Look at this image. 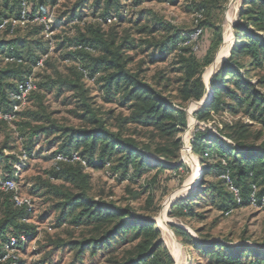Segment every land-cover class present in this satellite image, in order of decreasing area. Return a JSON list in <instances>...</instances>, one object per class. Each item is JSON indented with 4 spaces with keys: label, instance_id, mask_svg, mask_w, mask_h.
<instances>
[{
    "label": "rangeland",
    "instance_id": "rangeland-1",
    "mask_svg": "<svg viewBox=\"0 0 264 264\" xmlns=\"http://www.w3.org/2000/svg\"><path fill=\"white\" fill-rule=\"evenodd\" d=\"M107 1L100 0L96 5L94 0H56L39 10L34 8L33 1L25 0L24 11L33 13V19L4 20L0 26V41L28 40L39 57L38 63L41 62L30 74L36 90L22 106L20 116L12 123H0V151L23 161L16 183L22 199L32 207L24 222L36 230L25 248L13 254L23 264H125L139 259L142 238L131 230L95 249L77 246L99 236L107 227L84 217L77 222L76 217L89 202L81 199L75 204L67 198L82 194L93 203L123 210L124 221L152 223L158 237L154 248L147 252V264H227L228 259L214 256L215 252L203 255L193 242L200 246L219 243L225 247L220 255H228L226 249L236 247L241 250L240 263L253 264L254 250L264 255V206L244 203L229 210L227 189L217 167L224 164L228 152L220 154L207 149L198 155L191 144L194 133L200 130L233 146L235 143L228 136L239 135L256 150L264 149V123L256 118L257 114L253 118L245 113V106L239 108L224 97V104L209 110L203 120L194 116L203 107V98L212 94L214 77L231 60L225 46L237 37L234 25L239 21V13L250 6L246 0H111V12L122 13L123 20L119 22L116 15L100 18ZM74 16L81 17V22H76ZM9 23L11 30L7 33ZM87 23L100 26L104 40L120 47L118 52L126 61V68L166 99L168 107L173 106L172 111L183 107L187 124L175 137L132 120L129 104L124 105L122 95L104 87L109 73L103 66L91 69L100 51L87 48V57L78 54L80 46L75 41L81 35L89 37L84 26ZM181 33L189 34L187 45L193 52L171 48L169 39ZM162 43H166L161 46L164 52L159 47ZM212 54V62L207 65ZM3 58L0 55V69H7L10 61ZM192 59L206 90L199 101H187L183 93L185 69ZM240 72L241 80L253 84L264 97V86L257 87L264 77V68L245 67ZM231 79L226 84L228 89L241 94L232 82L234 78ZM230 105H235L236 110L230 109ZM86 107L111 132L120 133L123 141H133L138 154L111 145L104 148L103 141L89 150L90 140H75L68 129H93ZM176 139L179 163L184 165L177 169L178 162L151 153L161 147L172 152ZM147 146L151 147L149 152L145 150ZM26 147L33 151V158H23ZM75 151L85 155L89 165H84L86 161L81 157L80 162L72 161L70 173L79 172L81 177L71 176L67 182L59 175L62 166L57 164L56 156ZM196 169L200 183L191 186L190 178ZM52 174L56 176L52 178ZM4 175L5 165L0 160V182ZM187 197L190 209L180 212L175 206ZM3 199L0 193V204ZM178 230L192 240L189 242Z\"/></svg>",
    "mask_w": 264,
    "mask_h": 264
},
{
    "label": "trees",
    "instance_id": "trees-1",
    "mask_svg": "<svg viewBox=\"0 0 264 264\" xmlns=\"http://www.w3.org/2000/svg\"><path fill=\"white\" fill-rule=\"evenodd\" d=\"M24 1L25 0L0 1V7L2 9V11H0V26L4 20L28 22L29 19H33V13L24 11L22 6ZM30 1H33L34 8L44 10L45 4L50 1L55 2L56 0ZM94 1L96 5L100 3V0ZM246 2L250 7L243 9L239 13V21L234 25L237 37L229 51L231 60L226 63L221 71L214 77L211 87L212 94L209 102L194 113V116L198 120H203L208 115L209 110L221 107L224 104L221 100L225 97L233 104H236L239 108L245 106V113L253 118L254 115L257 114L256 118L261 119V122L264 123V97L256 91L253 84L241 80L240 72V69H244L245 67L253 70L264 68V0H246ZM110 5L111 0H108L100 18L105 20L108 16L112 17L113 15H116L118 21L121 22L123 20L121 11L119 10L113 14L111 12L112 6L110 7ZM34 8L33 11L35 12ZM73 18L78 23L82 20L81 17L74 16ZM84 26L89 33V37L81 35V38H78L77 41H75V45L80 46L76 51H79L78 54L84 53L82 56L86 54L85 51L87 50L85 49L87 48L96 49L101 52V55L97 59H94L91 69H99L103 66L105 72L109 73L104 79V87L107 91H114L122 95L121 98L124 100V105L129 104L132 113V120L145 127H153L158 132H166L167 135L171 137H175L181 132L187 124V114L183 107H179L172 111L171 108L173 106L168 107L167 104L169 103L166 99L161 97L149 85L142 82L137 74L128 70L126 68V61H122L119 55L118 51L120 47H114V43H107L104 40V36L100 32V26L98 24L87 23ZM10 30L11 24L9 23L6 26L5 32L9 33ZM189 41V34L181 33L171 37L168 42L171 44V48L178 49L183 53H190L193 52V49L187 45ZM28 42L29 41H25V39H22V41H0V55L3 54V61H10L7 63V69H0V112H8L12 109L14 102L11 101V93L15 91L17 84L29 76L33 68L38 64L39 57L35 55L34 49ZM165 44L166 43H162V45H159L162 52H164V50L161 46H165ZM166 47H168V45H166ZM85 57L87 56L85 55ZM210 57L211 60H208L207 65L212 62L213 54L210 55ZM245 60H248L246 65L243 64ZM190 61V65H187L185 69L186 84L183 93L185 100L199 101L205 95L206 90L201 78V72L196 69V62L193 59ZM93 72L94 70L91 74H93ZM231 78H234V81L232 82L236 85V88L241 94L234 91L231 92L228 89L226 84L230 83L232 80ZM259 86H264V77H261L258 81L257 87ZM32 93H34V91ZM233 106L235 105H230V109L235 111L236 109ZM86 110V113L90 115V124L93 126V129H90V131L68 129L76 136L74 138L75 140H90L91 143L89 150L94 149L97 142L103 141L104 148H108V146L111 145L113 148L116 147L119 150H132V154H138V150L133 141H123L120 133L111 132L104 122L96 119L94 112L91 111L90 107H86ZM17 116H20V112ZM0 123L6 124V122L3 121H0ZM228 137L233 140L235 147L227 144L214 135H209L206 131L197 130L194 133L191 144L194 152L198 155H201L202 152L207 149H209V151L215 149L220 154H224V152L227 151L228 156H231V160L228 161V156L226 155L223 159L224 164L220 163L217 167L221 170L222 183L227 189L229 199L227 201V208L232 210L244 203L250 204L249 195L253 188L256 189V197L258 201L264 197V149L256 150L252 145L246 144L244 141L245 138H242V136L238 135L235 137V135H229ZM208 144H210L209 147ZM172 147V152L163 147L151 150V147L147 146L145 150L148 152L151 150L152 154L159 156L166 161L179 163L178 139L173 142ZM75 152L86 161L87 165H89L85 155H82L79 151ZM72 153L73 152L66 154L62 152L59 154L64 157H70ZM25 154L28 158H33L34 156L30 147L25 148ZM125 156L127 159L129 154ZM0 160L3 161L5 165V175L3 179H1V182L7 178H12L17 182V170L14 166L20 161L14 157L4 155L3 151H0ZM57 164L62 166V168L64 167V169L61 168L59 170V175L67 182L70 181L69 178L71 176L81 177L79 172L76 174H74V172H72V174L70 173L71 170L69 169L73 164L72 162L58 161ZM78 165L80 164L78 163ZM182 166L184 165L179 163L175 169ZM52 176V178H54L56 174H52ZM224 176H228L231 184L238 189L240 197L239 203L234 199ZM259 187L262 188L261 191L259 190ZM0 193L4 197L0 204V257H2L4 254L5 243L10 236L19 237L23 235L26 237L27 242H29L35 237L36 230L32 225L24 222V219L28 217V212L25 208L15 207L12 201V193L3 191L2 189ZM81 199L89 202V204L86 205V208H84L76 217L78 220L77 222L81 221V218L84 217L88 221H94L96 223L103 222L107 227L99 236L77 243V246L80 249H84L86 246H92L93 249H95L100 244L109 243L119 239L120 234L125 230H131L136 232L137 236L142 238V242L138 245L139 259L132 260L125 264H147L148 259L150 258L149 255H147V252L154 248V240L158 237V230L153 227L151 222L124 221L126 215L123 210L112 209L105 203H93L91 199L86 198V196L82 194L75 195L72 198L68 197L67 201L77 204ZM188 203L189 197L178 202L175 207L180 212L184 209L189 211L190 207ZM108 226H110V228H108ZM178 231L189 240V242L192 240L190 235L181 230ZM27 242L19 247L18 250H23ZM193 244L198 250L203 252V255L205 256L215 252L214 256L227 258V264H241L240 253H238L241 250L236 247L226 249L229 252L228 255H220V251L225 249V247L219 243L211 242L207 245L201 246L195 242H193ZM260 252L261 251L257 250L253 251V264H264V255ZM12 262V260H7L0 264H12ZM15 264L23 263L20 259H17Z\"/></svg>",
    "mask_w": 264,
    "mask_h": 264
},
{
    "label": "built area",
    "instance_id": "built-area-1",
    "mask_svg": "<svg viewBox=\"0 0 264 264\" xmlns=\"http://www.w3.org/2000/svg\"><path fill=\"white\" fill-rule=\"evenodd\" d=\"M114 19V18H113ZM111 20V19H110ZM44 21V19H43ZM2 26V25H1ZM41 65V62L37 64V66ZM36 90V84L32 78L31 75L27 76L22 82L17 84V87L13 93H11V101L14 102L12 105V109L8 112H0V121L6 122V123H12L15 118L17 117V114L21 111L22 106L26 103L27 98L29 95ZM207 155V154H206ZM23 158L26 159V154H23ZM57 161L61 162H80L81 158L77 153H72L70 157H64L60 154L56 156ZM23 161L20 160L18 164L15 165L16 174L19 170V168L22 166ZM84 165H86L85 162H83ZM224 179L226 180V183L228 184L229 190L232 192L234 199L236 202H240L239 197V191L236 189L230 182L228 176H224ZM1 187L3 190L8 191L12 193V201L15 205V207L18 208H25L28 212V216L31 214L32 207L29 202H26L22 199L21 195L18 192L17 184L12 178L4 179L1 182ZM250 204L251 205H257V206H264V197H262L259 201L256 197V189L253 188L250 195ZM28 217L24 220H27ZM27 242V239L25 236L21 235L19 237L10 236L5 243L4 246V254L2 257H0V263L12 260V264H15V261L17 260L15 255L13 254L15 251L19 249L22 245H24Z\"/></svg>",
    "mask_w": 264,
    "mask_h": 264
},
{
    "label": "bare ground",
    "instance_id": "bare-ground-1",
    "mask_svg": "<svg viewBox=\"0 0 264 264\" xmlns=\"http://www.w3.org/2000/svg\"><path fill=\"white\" fill-rule=\"evenodd\" d=\"M232 1H234L235 2V0H232ZM233 2V3H234ZM231 6H232V4H231ZM230 7V6H229ZM234 7V6H233ZM232 13V12H231ZM230 15V14H229ZM228 19H229V21H230V23H232V20L230 19V17H228ZM233 44H234V42L233 41H230V42H228V44L225 46V52H229L230 50H231V48H232V46H233ZM223 56V54L220 52L219 54H218V59H220L221 60V58H222V56ZM211 98V95H206L204 98H203V100L201 101V103H203V104H207L208 103V101H209V99ZM200 177V172H199V170L198 169H196L194 172H193V174L191 175V178H190V185L191 186H193V185H196L195 183H199V178ZM161 221V220H160ZM170 244V243H169ZM172 245V244H171ZM174 247V246H173Z\"/></svg>",
    "mask_w": 264,
    "mask_h": 264
},
{
    "label": "water",
    "instance_id": "water-1",
    "mask_svg": "<svg viewBox=\"0 0 264 264\" xmlns=\"http://www.w3.org/2000/svg\"><path fill=\"white\" fill-rule=\"evenodd\" d=\"M202 106H204L205 104L201 103Z\"/></svg>",
    "mask_w": 264,
    "mask_h": 264
}]
</instances>
